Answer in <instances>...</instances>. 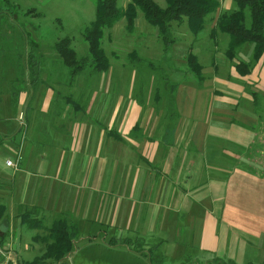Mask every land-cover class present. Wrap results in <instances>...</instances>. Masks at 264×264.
Here are the masks:
<instances>
[{
  "label": "crops",
  "instance_id": "obj_1",
  "mask_svg": "<svg viewBox=\"0 0 264 264\" xmlns=\"http://www.w3.org/2000/svg\"><path fill=\"white\" fill-rule=\"evenodd\" d=\"M232 5L221 0L206 17L214 45L216 20ZM12 53L10 61L0 57V134L20 131V145L32 147L6 165L12 172L2 184L15 207L39 210L42 226L27 228L0 213L15 226L5 243L11 260L53 264L42 238L61 217L73 232L67 264H123L122 254L138 264H153L154 256L156 264L264 262V55L254 62L251 44L207 66L195 54L202 81L184 73L195 80L173 85L165 103L156 91L149 106L122 93L107 96L110 66L84 74L82 87L75 83L80 71L57 89L64 72L42 61L33 87L26 63L19 66ZM240 61L250 64L245 74L235 67ZM7 111L22 115L16 132Z\"/></svg>",
  "mask_w": 264,
  "mask_h": 264
},
{
  "label": "rangeland",
  "instance_id": "obj_2",
  "mask_svg": "<svg viewBox=\"0 0 264 264\" xmlns=\"http://www.w3.org/2000/svg\"><path fill=\"white\" fill-rule=\"evenodd\" d=\"M9 1L14 6L12 9L14 12L9 13L4 8L0 12V57L4 54L7 57L6 60L10 61L12 59L11 52H13L20 63L19 65L21 63L25 64L31 46L36 45L39 48L38 54L39 52L42 54V57L37 55L41 60V65L43 61L46 68L58 67L61 73L64 72L63 75H59V82L56 85L57 89H63L64 84H61V81H67V67L62 57L52 46L61 38L69 37L71 39L70 46L74 50L75 57L88 56V46L83 40L82 31L94 20L96 0ZM128 1L117 0V5L121 8L125 7ZM153 1L161 7L165 5L164 0ZM234 6L233 2V5L225 11L232 10ZM207 18L206 26L197 35L189 31L185 20L172 21L170 29L175 42L166 50H164L162 41L157 35V28L145 21L139 9L136 10L134 28L131 31L126 28L124 16L118 18L112 27L105 28L101 39V47L109 59L111 69L108 67L106 71L102 72L107 73L109 69L113 72L112 77L107 79L109 85H105L107 96L114 99L118 93H122L126 95L127 101L130 99L140 100L143 104L149 106L155 104L156 91L159 92V99L164 100L168 98L170 90L173 89V85L176 83H188L195 80L192 75H185L189 72L186 67V55L189 51L196 54L200 62L206 66L208 65L207 61L227 59L224 50L228 36L219 32V35L216 36V45H214L212 37H209L210 28ZM237 54H239V51ZM6 64L9 65V63ZM80 73L82 77H79ZM80 73L77 75L75 83L80 84L79 87H82L83 84L88 82L83 79L84 74H97L98 72L92 71L91 67H85ZM93 80L96 81L97 77L91 81ZM5 100L3 98V104ZM7 114L9 116L8 125L14 129L16 128L15 132L19 127L24 126H22L23 120L18 118L16 112L9 115L7 111ZM20 144V131L15 133L14 138L7 133L0 134V205H8L6 209L0 208V213L5 216L2 218H6V220H20L21 214L28 213L34 216L33 218L40 217L39 210L36 207H24L22 205L15 207V201L10 200L11 192L6 190L5 184H2L5 181L4 178L12 172V168L7 167L5 162L8 159L12 162H18V156L21 158V153H28L32 147V145H28L29 142L24 145ZM35 154H38V152ZM13 189L16 195L13 196L17 197L19 192H16L15 188ZM13 226L6 224L5 221H0V249L5 254H8L7 252L10 250L5 248V243L11 241L10 238L15 227ZM25 231L26 233L32 232L30 229H25ZM76 244L77 249L83 250L85 249L83 246L87 243L78 240ZM43 246L42 253L44 254L47 244L43 242ZM8 256L11 257L10 254ZM118 257L123 264H138L127 255L122 254ZM65 260L66 257L63 261L64 264H67ZM213 260H208L203 264H216L217 261L213 262ZM47 262L53 263L54 261ZM145 262L144 264H148L147 261ZM151 263L156 264L154 261ZM162 264H173V262L167 260Z\"/></svg>",
  "mask_w": 264,
  "mask_h": 264
},
{
  "label": "trees",
  "instance_id": "obj_3",
  "mask_svg": "<svg viewBox=\"0 0 264 264\" xmlns=\"http://www.w3.org/2000/svg\"><path fill=\"white\" fill-rule=\"evenodd\" d=\"M164 1L165 5L161 7L153 0H129L126 6L121 8L117 5V0H96L94 20L84 27L82 31L83 40L88 46V56L75 57L74 50L70 46L71 39L69 37L61 38L52 46L66 64L70 82L85 67H91L94 72H102L108 69L109 59L101 47V39L104 29L112 27L121 16L125 17L127 30L131 31L134 28L136 10H141L145 21L157 28L158 37L162 41L164 50H166L175 42L170 29L172 21L185 20L191 33L197 35L205 27L206 17L217 11L221 0ZM231 1L235 4L234 8L219 14L212 32L227 34L228 40L225 48L227 58H234L236 51L243 44L249 43L252 45L251 57L255 62L264 55V0ZM13 7L9 0H0V12L4 8L11 13ZM38 51L39 48L36 45L31 46L26 58L29 82L33 87H36L41 82L39 77L41 60L38 56L42 57V54L41 52L38 54ZM17 62L19 65V61ZM249 66L250 64L244 61H240L235 65L240 74L247 73ZM186 67L199 82L202 81V67L197 56L191 51L186 55ZM33 217L30 213L21 214L20 223L27 228H41V220ZM71 228L64 218H57L52 222L47 228V235L42 238L45 239L47 237L46 239L49 240L43 254L44 257L64 264L63 260L66 254L73 248V232ZM122 242L129 244L131 240L123 239ZM132 243L135 246H142V243L138 240H134ZM155 246L153 245L151 249ZM37 259L35 258L29 264H34ZM156 259L158 258L155 256L151 258L152 261H156ZM213 259V262L217 261L216 264H235L230 260ZM259 264H264V262Z\"/></svg>",
  "mask_w": 264,
  "mask_h": 264
},
{
  "label": "built area",
  "instance_id": "obj_4",
  "mask_svg": "<svg viewBox=\"0 0 264 264\" xmlns=\"http://www.w3.org/2000/svg\"><path fill=\"white\" fill-rule=\"evenodd\" d=\"M20 119H22V115L20 114L19 116ZM6 165L8 166H15L16 162H12L11 160L6 161ZM0 264H17L15 261L11 260L7 254H5L1 249H0ZM56 264H60L56 262Z\"/></svg>",
  "mask_w": 264,
  "mask_h": 264
}]
</instances>
